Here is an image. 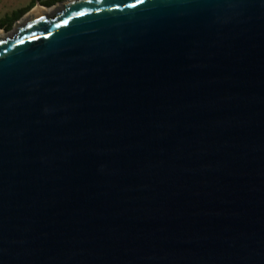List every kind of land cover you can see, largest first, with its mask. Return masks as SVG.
Returning <instances> with one entry per match:
<instances>
[{
  "label": "water",
  "instance_id": "95a60500",
  "mask_svg": "<svg viewBox=\"0 0 264 264\" xmlns=\"http://www.w3.org/2000/svg\"><path fill=\"white\" fill-rule=\"evenodd\" d=\"M58 5L0 38V264H264V0Z\"/></svg>",
  "mask_w": 264,
  "mask_h": 264
},
{
  "label": "rangeland",
  "instance_id": "374dc122",
  "mask_svg": "<svg viewBox=\"0 0 264 264\" xmlns=\"http://www.w3.org/2000/svg\"><path fill=\"white\" fill-rule=\"evenodd\" d=\"M32 1H34V0H0V21H2L5 18H11L13 15H18L20 13H24L30 7H33V8L36 7L37 8V5L41 4V3L39 4V2L36 0L34 3H32ZM40 1L45 2V1H50V0H40ZM65 1H68V0H63L62 2H65ZM59 6L60 5L57 4V5L53 6V7H55L53 9H57V8H59ZM28 13H26L18 22L23 21ZM13 29H14V26L9 32H5L3 30H0V32L3 35H9V34L13 33Z\"/></svg>",
  "mask_w": 264,
  "mask_h": 264
},
{
  "label": "trees",
  "instance_id": "16d2710c",
  "mask_svg": "<svg viewBox=\"0 0 264 264\" xmlns=\"http://www.w3.org/2000/svg\"><path fill=\"white\" fill-rule=\"evenodd\" d=\"M39 2L40 6L45 7V8H51L59 3H61L63 0H50V1H40V0H36ZM34 1H32V3H34ZM33 7H30L26 12L24 13H20L18 15H13L11 18H5L2 21H0V30H3L5 32H9L14 24L16 22H18L26 13H28Z\"/></svg>",
  "mask_w": 264,
  "mask_h": 264
},
{
  "label": "bare ground",
  "instance_id": "6f19581e",
  "mask_svg": "<svg viewBox=\"0 0 264 264\" xmlns=\"http://www.w3.org/2000/svg\"><path fill=\"white\" fill-rule=\"evenodd\" d=\"M54 11V9H44V8H41V7H37L35 8L29 15L31 14H36V13H44V14H52ZM7 35H3L1 32H0V38L2 37H6Z\"/></svg>",
  "mask_w": 264,
  "mask_h": 264
},
{
  "label": "snow or ice",
  "instance_id": "6c2138e0",
  "mask_svg": "<svg viewBox=\"0 0 264 264\" xmlns=\"http://www.w3.org/2000/svg\"><path fill=\"white\" fill-rule=\"evenodd\" d=\"M97 2H99V0H97Z\"/></svg>",
  "mask_w": 264,
  "mask_h": 264
}]
</instances>
